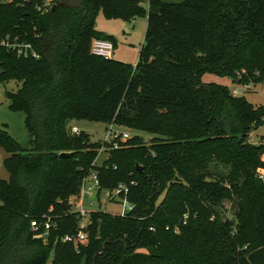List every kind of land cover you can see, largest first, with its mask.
<instances>
[{
    "label": "trees",
    "instance_id": "16d2710c",
    "mask_svg": "<svg viewBox=\"0 0 264 264\" xmlns=\"http://www.w3.org/2000/svg\"><path fill=\"white\" fill-rule=\"evenodd\" d=\"M34 1L0 0V42L37 53L0 43V82L17 83L5 96L28 135L22 146L0 127V264H264V143L248 140L264 105L202 81H264V0H57L45 12ZM99 12L146 14L134 65L91 53L95 38L113 43ZM77 119L152 137L134 135L97 165L100 143L69 131ZM214 162L226 175L207 173ZM92 170L101 188L125 185L133 208L91 211L86 242L63 241L81 219L69 198ZM225 199H236L233 219L217 209ZM46 219L54 226L38 236L30 221Z\"/></svg>",
    "mask_w": 264,
    "mask_h": 264
},
{
    "label": "rangeland",
    "instance_id": "374dc122",
    "mask_svg": "<svg viewBox=\"0 0 264 264\" xmlns=\"http://www.w3.org/2000/svg\"><path fill=\"white\" fill-rule=\"evenodd\" d=\"M9 1V0H2ZM167 2H180L182 0H164ZM144 9H147L146 0H141ZM95 27L104 34L112 36L113 53L112 58L118 61H123L130 64H135L138 57V52L141 44L144 41L146 28V14L137 16L131 20H122L118 18H106L101 12L98 13L95 19ZM203 82H216L227 85L231 91L236 90L235 95H244L246 99L254 105H264V81L261 83L240 84L227 76H218L215 74L206 73L202 76ZM17 83L9 80L5 83L0 82V127H5L6 131L14 137L22 146L28 145V135L24 124V114L20 111H13L9 108V100L5 96V90H15ZM68 126H76L80 131L89 136L91 142H102L105 128L107 124L103 121H93L87 119L71 120ZM127 131L131 137L140 135L144 143L149 144L151 135L134 130L122 129ZM70 131V130H69ZM248 140L251 143H264V124L258 126L249 133ZM2 150H0V177L7 178L8 174L2 164ZM109 156V151H98V156L95 160L97 165H100L104 159ZM228 166L211 163L207 173L211 177H221L228 172ZM263 172V171H262ZM261 172V173H262ZM99 201L95 196L85 199L84 210L86 213L83 220L89 221V213L95 210H101L111 214H118L121 209L119 203L111 200H106L102 194L99 195ZM87 201L95 202L92 205L87 204ZM1 203V201H0ZM236 199H225L217 208L223 219H233L235 212ZM49 264V263H48Z\"/></svg>",
    "mask_w": 264,
    "mask_h": 264
},
{
    "label": "built area",
    "instance_id": "2783aa9c",
    "mask_svg": "<svg viewBox=\"0 0 264 264\" xmlns=\"http://www.w3.org/2000/svg\"><path fill=\"white\" fill-rule=\"evenodd\" d=\"M29 1V0H26ZM57 0H35L34 8L37 11L45 12L52 8L56 4ZM2 45L11 48L16 51L18 55L27 57H37V53L31 47L29 43L18 42L16 39L10 41L9 38H4L1 42ZM91 53L102 56L104 58H112L113 43L108 39L95 38L91 42ZM232 93L235 95L236 90ZM122 129H128L124 126H120L114 123H108L105 128V133L100 143L98 151H108L110 149H117L121 147L127 139L131 138L130 134ZM70 133L78 134L80 130L76 126L69 127ZM264 161V155L262 156ZM263 169H261V172ZM127 188L123 184H119L117 187L111 189H104L100 186V181L97 172L92 170L86 176L83 177L78 194L69 198L71 210L80 214L81 219L78 223V230L75 235H66L62 238L63 241H73L76 243H85L87 240V224L88 221H84L82 218L86 211L84 210L85 199L91 196H95L99 201V195L102 194L106 200H111L121 205L119 215L123 216L126 212L133 208V204L127 201L125 193ZM95 202L87 201V204L92 205ZM54 226V223L50 219H46L43 223L36 220L30 221V228L32 231L37 232L38 236L45 237L50 227Z\"/></svg>",
    "mask_w": 264,
    "mask_h": 264
},
{
    "label": "water",
    "instance_id": "95a60500",
    "mask_svg": "<svg viewBox=\"0 0 264 264\" xmlns=\"http://www.w3.org/2000/svg\"><path fill=\"white\" fill-rule=\"evenodd\" d=\"M54 8H55V5L52 6V9H54ZM68 155H69V153H67V152H61L60 153V156H62V157H66ZM139 169L141 170V167H139Z\"/></svg>",
    "mask_w": 264,
    "mask_h": 264
},
{
    "label": "crops",
    "instance_id": "0c3cea01",
    "mask_svg": "<svg viewBox=\"0 0 264 264\" xmlns=\"http://www.w3.org/2000/svg\"><path fill=\"white\" fill-rule=\"evenodd\" d=\"M1 150V149H0ZM3 152V151H2ZM5 153L3 152V153H1V156H2V160H3V158L5 157Z\"/></svg>",
    "mask_w": 264,
    "mask_h": 264
}]
</instances>
